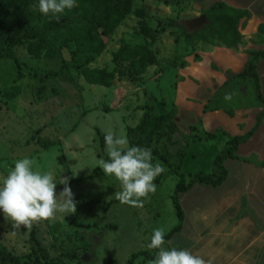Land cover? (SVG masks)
<instances>
[{
	"label": "rangeland",
	"instance_id": "1",
	"mask_svg": "<svg viewBox=\"0 0 264 264\" xmlns=\"http://www.w3.org/2000/svg\"><path fill=\"white\" fill-rule=\"evenodd\" d=\"M134 7L144 8V19L152 28H160L165 17L184 25L182 20L200 16L207 8L198 0H142ZM140 28V18L134 12L128 15L91 63L117 70L111 86L89 83L80 72L82 60H75L70 53L72 47L65 48L62 57L38 58L20 45L16 47L19 62L0 58V179L16 160L29 157L36 161L35 168L53 173L57 193L64 187L58 182L60 177H70L69 187L76 201L75 213L65 217L57 214L55 220L34 223L30 229H14L0 211V241L13 252L24 255L47 251L63 264H106L109 259L127 264L134 252L147 249L154 228L162 227L167 233L178 223L172 199L179 181L176 167L154 156L153 163L159 162L165 168L154 181L156 192L142 205L132 206L116 200L115 192L121 190L119 181L105 176L96 166L107 157L106 132L127 137L134 119L136 124L143 119L147 104L154 117L178 108L175 65L182 64L188 50L194 53L195 46L184 40L177 44L175 28L160 31L155 41L141 35ZM124 44L148 45L156 52L157 61L146 69L145 76L136 75L115 60V52ZM14 84L21 87L20 93L9 98L2 91ZM228 88L232 89L231 84ZM238 88L241 90L227 100L228 105L253 101L252 88ZM184 91L195 97L192 103L204 95L201 87L190 82L184 83ZM218 94V99L223 96ZM178 131L169 143L174 154L188 152L198 137L195 126L186 133ZM72 170L78 173L73 176ZM189 180L185 178L186 183ZM180 238L175 234L171 241H165L164 248L170 249L172 242ZM187 239L181 241L186 246ZM143 258L138 256L135 264Z\"/></svg>",
	"mask_w": 264,
	"mask_h": 264
},
{
	"label": "crops",
	"instance_id": "2",
	"mask_svg": "<svg viewBox=\"0 0 264 264\" xmlns=\"http://www.w3.org/2000/svg\"><path fill=\"white\" fill-rule=\"evenodd\" d=\"M218 1L245 9L250 17L241 20L243 39L238 44L199 41L194 53L187 51L183 58L185 64L175 65L179 77L175 121L178 130L186 133L195 126L198 135L183 160L184 176L188 179L198 171L210 172L228 135H241L251 130L257 115L264 109L254 91H251L253 101L249 103L228 105L224 99L226 93L233 99L241 90L239 86L230 89L228 84L244 70L249 59L248 50L264 48V41L257 33L259 25L264 23V0H198V4L208 8ZM257 69L264 94V58L258 62ZM188 82L201 87L204 93L196 103H192L195 97L184 91V83ZM246 86L252 88L249 84ZM216 92L223 96L218 99ZM209 104L213 109L206 110ZM149 109L147 104L143 110L149 112ZM218 129L215 137L206 139L208 132ZM236 154L225 161L228 175L223 183H196L181 194L185 218L181 231L175 233L181 238L172 242L170 248L187 249L205 260L213 259V264H264V117L250 139L239 145ZM185 238H188V246L181 242Z\"/></svg>",
	"mask_w": 264,
	"mask_h": 264
},
{
	"label": "trees",
	"instance_id": "3",
	"mask_svg": "<svg viewBox=\"0 0 264 264\" xmlns=\"http://www.w3.org/2000/svg\"><path fill=\"white\" fill-rule=\"evenodd\" d=\"M142 0H76V6L66 9L59 19L51 15L44 16L33 5L38 0H0V58H10L19 62L17 46H24L32 57L57 58L64 55V49L72 47L70 53L76 60H82L80 72L89 83L111 86L116 79L117 70L92 66L91 63L107 47V39L112 37L121 22L133 12L140 18V34L155 41L160 31L165 32L168 27L175 28V42L184 40L187 45L195 46L199 41L215 42L221 40L227 45H236L243 39L240 31L241 20L250 17L245 9L235 8L224 1H218L206 8L203 13L209 19V24L202 28L189 31L185 24L172 17H165L160 28H152L145 21V10L135 8ZM245 20V21H246ZM258 36L264 41V23L258 27ZM183 38V39H182ZM249 59L243 71L230 80L231 88L249 84L256 99L264 105V94L260 89L258 62L264 58L263 49H249ZM114 58L120 66L127 65L136 75H142L146 69L157 61L156 52L148 45L124 44L115 52ZM185 61H182V65ZM126 67V66H125ZM120 72V70H119ZM17 84L8 86L3 92L9 98L20 93ZM206 106V110L213 109ZM232 113V110H229ZM177 108L173 107L166 115L152 116L146 112L143 119L135 126L127 129L129 146L150 148L152 156H157L173 167L177 168L179 181L172 194L173 204L179 220L169 232L165 233V241L175 233L181 231L185 213L181 204V194L196 183L204 185H219L228 175L225 161L237 156L241 143L246 142L256 132L262 123L264 109L257 115L255 126L241 135L229 134L225 147L216 155L210 172L198 171L192 174L189 182H185L183 160L187 150L176 154L170 149V140L178 126L175 121ZM146 116V117H145ZM220 130L208 132V138H213ZM225 133V132H224ZM104 135V134H103ZM40 142L44 146L43 139ZM108 157L105 158L107 160ZM264 164V160L262 161ZM87 249V247L85 248ZM155 251L147 249L134 252L127 264H135L138 256L144 255L139 264L152 260ZM0 264H63L47 251L36 250L24 255L10 250L0 241ZM106 264H120L115 259H109Z\"/></svg>",
	"mask_w": 264,
	"mask_h": 264
},
{
	"label": "clouds",
	"instance_id": "4",
	"mask_svg": "<svg viewBox=\"0 0 264 264\" xmlns=\"http://www.w3.org/2000/svg\"><path fill=\"white\" fill-rule=\"evenodd\" d=\"M76 6V0H38L33 5L42 15L59 19L66 9ZM225 100L231 95L225 94ZM107 160L97 162L105 176H114L120 183L115 198L122 204L140 206L144 199L156 192V177L165 171L159 162L153 163L152 150L129 146L125 135L108 131L104 136ZM36 161L29 157L18 159L7 175L0 179V211L14 229L31 228L34 223L53 221L57 214L65 217L76 212L74 193L69 187L70 177H60L64 187L56 192L57 180L52 172L35 168ZM95 166V167H96ZM73 176L78 171L72 170ZM165 230L154 228L148 250H156L150 264H213L187 249H165Z\"/></svg>",
	"mask_w": 264,
	"mask_h": 264
},
{
	"label": "water",
	"instance_id": "5",
	"mask_svg": "<svg viewBox=\"0 0 264 264\" xmlns=\"http://www.w3.org/2000/svg\"><path fill=\"white\" fill-rule=\"evenodd\" d=\"M181 22L185 24L189 31H194L202 28L206 24H209L210 21L205 14H202L197 17L184 19Z\"/></svg>",
	"mask_w": 264,
	"mask_h": 264
}]
</instances>
